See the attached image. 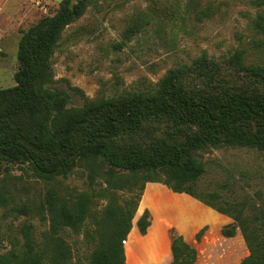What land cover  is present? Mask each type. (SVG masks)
Returning a JSON list of instances; mask_svg holds the SVG:
<instances>
[{
	"label": "trees",
	"instance_id": "1",
	"mask_svg": "<svg viewBox=\"0 0 264 264\" xmlns=\"http://www.w3.org/2000/svg\"><path fill=\"white\" fill-rule=\"evenodd\" d=\"M89 1L62 0L52 15L22 31L15 84L0 88V160L26 163L35 177L44 180L65 178L85 165L90 181L101 176L105 185L74 197L49 186L38 207L40 218L48 219L47 233L38 240L33 224L22 223L17 230L21 240L12 237L13 245L0 254V264H123V240L147 181L161 182L173 192L187 193L229 215L232 221L220 233H241L248 254L239 264H264V211L257 216L245 209V198L226 199L217 190H202L199 179L206 167L198 157L200 150L211 147L246 146L264 151V92L257 88H187L181 81L187 71L210 83L219 76L218 65L204 54L191 65L169 69L153 93L68 104V93L48 86L52 81L50 58L63 28L84 13ZM246 2L255 7L249 21L253 46L264 55V0ZM243 53V49L234 52V67L246 78L264 84V59L246 64ZM152 122H171L172 127L164 133L154 132ZM137 180L134 194L120 202L114 199L116 189L127 186L131 191ZM92 194L108 202L93 209ZM219 198L223 207L210 201ZM16 209L24 214L31 211L25 204ZM135 225L139 233H145L147 211ZM65 228L82 230L85 237L88 252L83 256L74 253V262L71 248L59 234ZM169 238L168 264L195 261V247L181 234L170 228Z\"/></svg>",
	"mask_w": 264,
	"mask_h": 264
},
{
	"label": "rangeland",
	"instance_id": "2",
	"mask_svg": "<svg viewBox=\"0 0 264 264\" xmlns=\"http://www.w3.org/2000/svg\"><path fill=\"white\" fill-rule=\"evenodd\" d=\"M61 2L0 0V88L15 84L13 73L20 67L17 45L22 31L41 17L52 15ZM254 14L255 7L246 0H90L84 13L63 28L55 43L50 58L52 81L48 86L68 93L70 105L137 92L149 94L157 90L169 69L191 65L205 54L218 65L219 76L210 83L187 71L181 78L187 88H257L264 92L259 79L246 78L232 63L237 49L244 50L246 64L264 59L253 46L249 21ZM151 125L154 132L162 133L172 127L171 122ZM198 157L206 167L199 179L202 190H217L226 199L245 198L248 212L262 214L263 150L211 147L200 150ZM223 182L228 184L223 186ZM139 183L137 180L131 191L127 186L116 189L114 199L120 202L130 197ZM103 185L101 176L90 181L85 165L77 166L65 178L44 180L35 177L26 163L0 160V254L13 245L14 235L21 240L17 230L24 222L33 224L36 239H43L49 222L40 218L38 207L49 186L74 197ZM210 201L224 206L220 198ZM107 202L106 197L91 195L93 209H101ZM22 204L31 211L19 212L16 208ZM144 211L149 226L141 234L135 222ZM231 221L226 213L187 193L173 192L158 181H147L131 220L132 227L123 240V264H168L170 228L195 247L196 258L191 264H239L248 254L241 233H220V228ZM59 234L71 248L73 262L74 253L87 254L82 230L65 228Z\"/></svg>",
	"mask_w": 264,
	"mask_h": 264
}]
</instances>
